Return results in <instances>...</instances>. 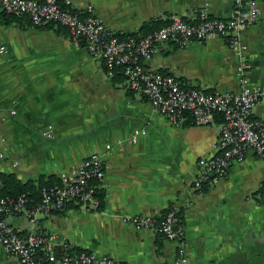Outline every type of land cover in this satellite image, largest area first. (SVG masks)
<instances>
[{
    "label": "crops",
    "instance_id": "0c3cea01",
    "mask_svg": "<svg viewBox=\"0 0 264 264\" xmlns=\"http://www.w3.org/2000/svg\"><path fill=\"white\" fill-rule=\"evenodd\" d=\"M70 1L79 10L92 5L118 34L142 35L152 19H190L203 8L219 18L235 10V0ZM257 1L261 16L241 37L250 83L264 85V0ZM0 41L8 48L0 57V148L6 155L0 176L15 174L22 182L55 176L61 182V173L95 152L106 164L103 209L70 202L63 212L39 213L36 221L11 215V225L55 234L74 248L126 264H174L177 242L124 217L176 208L190 264H264V160L249 151L205 192L193 188L200 157L218 152L220 121L200 125L189 115L181 125L171 124L124 81L115 84L85 45L73 43L66 31L36 27L28 17L12 25L0 21ZM144 65L206 91L241 89L237 54L217 35L185 45L167 41ZM253 117L264 121V97ZM0 264H19L1 242Z\"/></svg>",
    "mask_w": 264,
    "mask_h": 264
},
{
    "label": "built area",
    "instance_id": "2783aa9c",
    "mask_svg": "<svg viewBox=\"0 0 264 264\" xmlns=\"http://www.w3.org/2000/svg\"><path fill=\"white\" fill-rule=\"evenodd\" d=\"M234 8L229 18L215 17L203 8L190 19L175 16L147 34L122 37L107 26L92 5L79 10L71 6L70 0H0V13L28 17L36 27L60 24L68 29V37L73 43L85 45L106 66L122 67L126 89L147 99L171 124L181 125L189 115L200 125H209L220 117L218 152L198 160L193 188L200 192L227 177L232 165L244 160L249 151L264 160V121L253 117L255 105L264 97V85L250 83L248 46L241 37L244 29L259 20L262 8L257 0H235ZM211 35L223 38L237 54L239 91H206L186 85L171 74L149 70L144 65L155 55L158 46L167 41L185 45ZM7 53L8 48L0 41V57ZM137 137L138 132L132 140L136 141ZM2 143L0 136V146ZM5 157L0 148V161ZM105 176L104 156L95 152L77 169L61 173L60 183L44 185L39 201L26 192L16 196L0 195V242L4 251L16 257L19 264H126L105 254L77 252L71 243L37 228L22 232L8 219L11 215L23 214L36 221L39 213L63 212L70 202L80 204L87 211H99L101 199L97 187L101 186ZM2 186L0 178V189ZM124 220L138 228L154 229L166 239L177 242L174 264H190L186 227L176 208H170L160 216L136 214L126 216Z\"/></svg>",
    "mask_w": 264,
    "mask_h": 264
},
{
    "label": "trees",
    "instance_id": "16d2710c",
    "mask_svg": "<svg viewBox=\"0 0 264 264\" xmlns=\"http://www.w3.org/2000/svg\"><path fill=\"white\" fill-rule=\"evenodd\" d=\"M25 16L23 17H18L13 14H7L5 12L0 13V21L1 23L5 25H12L14 23L22 21ZM170 22V20H163L161 18H155L152 19L151 21L145 23L143 27L141 28V33L147 34L157 28L162 27L166 23ZM42 28H52L55 29L57 32H67L68 29L60 24H55V23H50L47 24L46 26H42ZM137 32L129 33V34H120L122 37H126L128 35H137ZM105 72L111 76L112 81L116 84L118 82L125 81L126 77L124 75L122 67H116V68H109L104 64ZM217 121L221 122L220 117H216ZM0 178L3 181V186L0 189V195H12L16 196L21 193H28L30 196L34 198L35 201L40 200V191L41 188L44 185H49V184H58L59 179L55 176H50V177H40L38 180H31L28 182H22L15 174H2ZM97 195L101 199V207L100 210L104 208L105 206V199H106V192L103 188L97 187ZM75 251L79 252L81 249L74 248Z\"/></svg>",
    "mask_w": 264,
    "mask_h": 264
}]
</instances>
